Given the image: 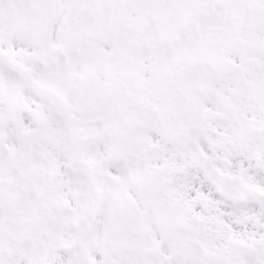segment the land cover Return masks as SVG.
Segmentation results:
<instances>
[{
    "label": "snow or ice",
    "instance_id": "1",
    "mask_svg": "<svg viewBox=\"0 0 264 264\" xmlns=\"http://www.w3.org/2000/svg\"><path fill=\"white\" fill-rule=\"evenodd\" d=\"M0 264H264V0H0Z\"/></svg>",
    "mask_w": 264,
    "mask_h": 264
}]
</instances>
